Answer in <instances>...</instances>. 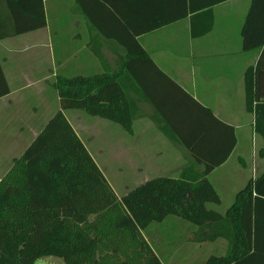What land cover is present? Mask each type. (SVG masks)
Masks as SVG:
<instances>
[{
  "label": "crops",
  "instance_id": "0c3cea01",
  "mask_svg": "<svg viewBox=\"0 0 264 264\" xmlns=\"http://www.w3.org/2000/svg\"><path fill=\"white\" fill-rule=\"evenodd\" d=\"M214 1L42 0L44 27L0 39V72L9 88L0 97V179L61 110L53 86L57 77L112 72L125 54L119 42L126 38L125 26L160 24L137 36V41L179 90L152 75L143 82L145 94L136 82L126 81L133 122L130 132L121 126L119 160L135 168L139 185L157 176L178 178L186 167L190 176L211 168L208 180L224 192L219 193L220 204L208 208L223 214L236 192L264 171V157L258 155L261 138L255 134L256 146L250 151L244 131L250 126L254 133L253 116L244 103L245 72L256 67L262 51L242 48L241 27L251 0L211 4ZM36 3L31 0L30 7L37 10ZM191 7L195 10L189 13ZM206 10L210 12L198 15ZM211 16V29L192 36V26L200 32ZM12 25L11 12L0 4V31ZM62 112L96 163L90 143L96 139L94 129L106 128V120L98 117L103 121L96 127L87 123L80 129L83 120L74 109ZM226 125L233 127L234 137ZM165 131L180 141L170 139ZM228 187L232 190L226 197ZM168 219L178 230L186 226L179 218ZM193 230L186 231L182 254L161 257L163 264L199 261L206 242H192ZM146 235L153 239L151 233Z\"/></svg>",
  "mask_w": 264,
  "mask_h": 264
},
{
  "label": "trees",
  "instance_id": "16d2710c",
  "mask_svg": "<svg viewBox=\"0 0 264 264\" xmlns=\"http://www.w3.org/2000/svg\"><path fill=\"white\" fill-rule=\"evenodd\" d=\"M30 3L0 0L13 17L0 39L46 25L42 0H37V10ZM160 26H125L126 38L119 41L125 54L112 72L56 78L61 110L0 179V264H34L46 256L64 264H163L162 253L146 234L152 223L170 216L194 225V243L226 240V252L209 256L204 264H264V171L236 192L223 214L207 206L221 202L207 178L211 168L192 176L187 167L178 178L157 176L119 198L62 112L83 110L130 132L133 112L126 81L136 82L145 94L143 82L152 75L179 90L137 41ZM211 26L212 16L200 32L192 26L191 34H205ZM241 42L244 50L262 51L256 67L245 72L244 103L253 116V132L261 138L258 155L264 157V0H251ZM0 82L2 97L9 93L2 72ZM226 126L234 137L233 127Z\"/></svg>",
  "mask_w": 264,
  "mask_h": 264
},
{
  "label": "rangeland",
  "instance_id": "374dc122",
  "mask_svg": "<svg viewBox=\"0 0 264 264\" xmlns=\"http://www.w3.org/2000/svg\"><path fill=\"white\" fill-rule=\"evenodd\" d=\"M74 110L75 113H77L76 116L79 115L83 120L82 123L84 125L81 124L80 129H85L87 123L89 126L94 127L98 121H103L97 119L98 117L96 116L87 114L83 110ZM104 123L106 124V128H101L100 126L98 127V125L97 127L95 126L96 129L94 130L96 132V139L94 143H90V147L94 154L96 163L100 168H102L116 195L120 197L129 189L139 185V181L137 180L139 175L137 174L135 168L133 169V166L130 163H124L126 165L124 166L119 160L120 154L118 153L117 144H120L118 139L123 133L121 125L112 121L107 122V120L104 121ZM244 131L247 135L246 142L248 143V149L251 151V147L255 148L258 138L254 133H252L250 126ZM82 132L84 135L86 134L84 130ZM86 139H88L87 136ZM245 154L244 159L248 160L249 154ZM247 172L250 173V171ZM214 187L217 192L219 191L218 194H223L224 191L220 185L216 183ZM231 190L232 187L226 188V197L229 196ZM211 205L213 207V204H208L207 206L210 207ZM169 218L174 219L177 217L170 216ZM180 220L186 225L185 228L181 230H178L177 227L175 228L169 219L160 223H152L147 230L148 233H151L152 238L154 239L152 240L154 241V244H157L156 246H158V250L162 253L160 255L162 258H164V260L167 259L166 256H169L172 253L174 255L182 254V247L184 244H187L186 240L184 241L186 231H188V229H194V225L191 223L182 219ZM181 227L183 228V226ZM204 244L205 246H203L198 253V256H200L199 261L196 262L195 260L192 263L182 262L181 264H200L202 259L205 260L211 255H223L227 250L226 240L223 239L219 240L215 244H210L208 242ZM34 264H64V262L58 257L46 256L38 259Z\"/></svg>",
  "mask_w": 264,
  "mask_h": 264
}]
</instances>
